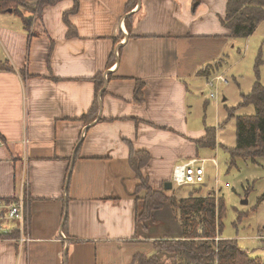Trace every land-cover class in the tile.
<instances>
[{"label":"crops","instance_id":"crops-1","mask_svg":"<svg viewBox=\"0 0 264 264\" xmlns=\"http://www.w3.org/2000/svg\"><path fill=\"white\" fill-rule=\"evenodd\" d=\"M78 1L75 13L74 0L23 13L30 29L20 15L0 18V61L14 67L0 70V200H21L26 216L0 224V264H146L136 259L155 253L156 241L180 240L182 226L179 237L138 234L145 192L136 191L132 152L149 154L142 174L156 191L190 160L211 162L219 182L218 155L199 158L219 146L198 143L208 127L193 104L229 84L209 87L214 76L201 73L232 50L228 0ZM165 210L174 217L171 207L154 214ZM157 264L177 259L162 252Z\"/></svg>","mask_w":264,"mask_h":264},{"label":"trees","instance_id":"trees-1","mask_svg":"<svg viewBox=\"0 0 264 264\" xmlns=\"http://www.w3.org/2000/svg\"><path fill=\"white\" fill-rule=\"evenodd\" d=\"M61 1L63 0H0V13L12 10V13L24 19L25 25L30 29L33 18L25 17L23 13L40 15L46 5H55ZM74 1L75 7L70 13L78 11L79 1ZM262 21H264V0H228L224 25L230 29L233 40L250 37ZM70 30L72 31L71 27ZM227 65L226 59H220L207 66L201 73L205 76L212 75L211 77L214 76L212 79H215L218 76H224L223 74L215 75V72H220ZM0 70L14 71V67L8 60L0 61ZM98 78L99 76L95 78V81ZM96 84V90L100 92L102 82H96ZM142 90L143 84H139L136 90L137 99L142 97ZM249 105L254 106L255 113L237 118L236 146L228 152L232 163H235L237 158L254 162L264 159V85L260 82H256L250 94L243 98L242 106ZM234 110L235 108L228 109L230 117L234 116ZM99 111L100 104L97 96L86 118L94 121ZM215 140V129L207 128L205 137L198 143L213 145ZM149 162L150 156L147 152L136 151L130 155V166L139 180L137 194L145 192L141 199L142 207L137 210V227L140 224L145 226L144 224L153 218L156 211L163 209L169 203L175 216L180 219L183 237L180 240L156 241L155 253L145 260L142 258L139 260V256L137 261L157 264L158 254L168 252L176 255L177 264H263L251 258L236 240L222 237L221 224L226 212L225 201L222 197H217L215 192L206 197L198 196L196 192L201 191L195 188L185 199H178L179 197L177 198L174 193H170L172 190L156 191L150 187L142 174V168Z\"/></svg>","mask_w":264,"mask_h":264},{"label":"rangeland","instance_id":"rangeland-1","mask_svg":"<svg viewBox=\"0 0 264 264\" xmlns=\"http://www.w3.org/2000/svg\"><path fill=\"white\" fill-rule=\"evenodd\" d=\"M2 14L6 13H0V18L18 19L14 13L13 16ZM232 46L226 59L228 65L220 71L229 80V84L214 87L217 99L209 100L203 95L199 104H193L194 118L202 116V123L198 126L205 130L207 127L216 129V143L219 146V154H216L214 147L199 149V158L211 159L218 155L219 182H215L217 169L211 162H206L205 185H199L195 189L201 191L196 192L198 196L206 197L215 192L217 197L224 199L226 212L221 224L222 237L236 240L251 258L264 264V159L254 162L237 158L236 163L230 165L227 154L229 149L236 146L237 118L255 113L253 105L242 106L244 96L250 94L256 82L264 85V21L250 37L232 40ZM201 90L208 95L205 86H201ZM224 98H227V101L224 102ZM215 102H218V106ZM232 108H235L234 116L230 117L228 109ZM193 189L190 186L176 185L170 193H174L178 199H185ZM170 207L169 203L164 206L168 209ZM140 226L138 234L145 237L181 235L180 219L175 214L173 217L170 210L154 214L145 224L146 227H151L149 233L144 232L142 224ZM172 255L177 259L175 254Z\"/></svg>","mask_w":264,"mask_h":264},{"label":"built area","instance_id":"built-area-1","mask_svg":"<svg viewBox=\"0 0 264 264\" xmlns=\"http://www.w3.org/2000/svg\"><path fill=\"white\" fill-rule=\"evenodd\" d=\"M228 84L229 80L225 76H218L215 79H212L208 82V86H213L214 82ZM215 94H212L211 97L215 98ZM0 143L2 141L0 139ZM215 164L216 161H213ZM205 182V169L199 164L198 160H190L183 165H178L174 168L172 183L180 187L183 186H194L197 187L202 185ZM26 216L24 212V205L19 201L14 202H5L0 200V224L5 221H11L14 223L25 222ZM24 228H20L22 231ZM26 241V240H25Z\"/></svg>","mask_w":264,"mask_h":264},{"label":"water","instance_id":"water-1","mask_svg":"<svg viewBox=\"0 0 264 264\" xmlns=\"http://www.w3.org/2000/svg\"><path fill=\"white\" fill-rule=\"evenodd\" d=\"M11 11V10H10ZM166 191H171L173 189V184L171 182H167L165 184V188Z\"/></svg>","mask_w":264,"mask_h":264}]
</instances>
